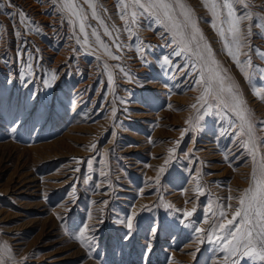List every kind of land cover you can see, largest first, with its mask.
Instances as JSON below:
<instances>
[{
  "label": "rangeland",
  "instance_id": "obj_1",
  "mask_svg": "<svg viewBox=\"0 0 264 264\" xmlns=\"http://www.w3.org/2000/svg\"><path fill=\"white\" fill-rule=\"evenodd\" d=\"M64 2L11 0L10 7L0 0V264H264L258 229L250 247L230 256L240 233L225 240L226 231L213 232L253 187L254 168L260 178L264 28L245 37L249 23L264 24V0L236 5L252 14L241 24V41L255 50L241 49L243 71L202 0H183L193 10L200 47L210 45L213 67L234 88L233 107L242 105L254 126L255 158L252 145H242L233 110L211 97L199 111L192 107L201 95L188 71L192 60L174 55L171 34L162 36L147 13L131 0H92L101 27L89 5L76 0L86 23L120 57L114 60L94 38L77 44L79 16L70 20ZM21 10L28 20L21 21ZM130 214L134 228L126 240ZM87 237L95 238L85 247Z\"/></svg>",
  "mask_w": 264,
  "mask_h": 264
},
{
  "label": "snow or ice",
  "instance_id": "obj_2",
  "mask_svg": "<svg viewBox=\"0 0 264 264\" xmlns=\"http://www.w3.org/2000/svg\"><path fill=\"white\" fill-rule=\"evenodd\" d=\"M51 2L56 4L57 0H51ZM118 2L122 3V0H118ZM202 2L213 17V20L211 21L212 26L216 28V22H220L218 34L224 41L227 55L238 67L241 68V71H243V62L239 59L241 49L248 48L249 51L255 50L251 48L249 43L241 41V24L245 20L250 21L252 19V14L240 10L236 5H241L244 9H246L248 5L245 3V0H202ZM83 3L89 5V8L92 10V18L96 19L101 27H104V21L97 15L92 0H83ZM2 6L3 5H0V7ZM9 6L15 7L11 4V0H9ZM131 6L133 8L142 9L150 18L154 19L155 23L163 29V32L161 33L162 36L166 37V34H171V39L168 40L167 43L169 45H175L173 53L176 57L188 53L189 58L192 60L188 71L192 73L195 85L201 87V95L197 98V103L193 104L192 107L199 111L197 105L207 103L206 98L211 97L215 101H219L221 107L233 110L234 114L240 121V124L237 126V131L240 133L242 145L247 146L251 144L252 147L249 151L255 158L256 145L254 143V126L251 120L242 114L244 112L242 105L239 110H236L233 107V104L238 100V97L234 93L233 86L230 83L226 84L225 76L219 73L218 66L215 68L213 67V65L216 64V61L213 58L214 54L210 45H205L203 48L200 47V40L202 37L198 35L196 23L192 20L191 12L193 10H191L183 0H131ZM63 8L69 13L70 20L71 17L79 16V21L77 23L80 35H75L74 33L77 44L87 45L89 44L90 38H94L95 45L103 47L108 56L114 60L120 59L119 56L109 50V45L105 44L100 39L96 28L86 23L87 15L84 13L82 5L77 4L76 0H66V2L63 3ZM126 11L127 8L121 12V19H124V12ZM9 16H14V14L9 13ZM132 16L133 21H135L136 13L133 12ZM20 19L22 22L28 20L22 10L20 13ZM254 27L264 28V24H261L259 21L255 24L249 23L246 29L245 40L254 35L252 31ZM88 29H91V32H89ZM104 31L106 35H111V32L106 27ZM128 31L130 32L131 30L128 29ZM17 34L19 33L17 32ZM112 39L115 47L122 50L123 46L119 43V37L113 36ZM233 45H235V51H233ZM244 55H249V53L245 52ZM261 55H264V53ZM169 59L170 58L166 57L164 63L168 64ZM97 60H99V57H97ZM247 63L251 66V60L247 61ZM103 66L107 68V65ZM120 71H124V69L120 67ZM43 83L46 86L48 85L47 80H44ZM230 100L232 103L229 102ZM169 107L171 106L169 105ZM113 115H115V109H113ZM200 118L201 116L197 115L195 121H199ZM20 126L21 125H19L18 122H15L12 130L17 131ZM260 169L259 180L257 178V170L255 168L253 169V187L241 194L239 199L240 207L234 210L232 219L228 220L227 224L214 222L213 232H215V229H219L221 232L226 231L227 237L224 238L225 240H227L228 237H234L237 232L240 233V236L235 238V243L230 246V251L228 253L229 256L232 253L237 252L241 247H250L255 238L253 234L254 230L258 229L256 234L260 236L261 258L264 259V155L261 157ZM160 171L162 172L164 169H160ZM193 175H198V171L194 172ZM158 182L159 181L157 180V183ZM200 190L201 186L197 184V191ZM221 207L223 208L225 206L222 205ZM194 211L195 208L193 209V212ZM193 212H185L183 213V216L191 217ZM219 216L222 219L224 217V212L221 211ZM253 217L256 219H253ZM59 218L61 220L64 219L63 217ZM237 218H239V220H237ZM131 219L132 216L130 214L124 221L127 226V232L129 233L125 238L126 240L131 239V234L133 233L134 225L132 224ZM234 221L237 223H243L244 227H228L233 225ZM204 222H207V220ZM100 223H103V220H101ZM184 226L188 227L189 225L185 224ZM156 230L158 231V227ZM196 230L199 231L198 228ZM152 234H155V232ZM94 238L95 237H87V243H85V241H81V243L87 247ZM76 239L79 240L80 236L77 235ZM151 250L150 244L145 246L144 252L146 257L150 256ZM225 258L227 259L228 257L226 256ZM232 264H236V261L233 260Z\"/></svg>",
  "mask_w": 264,
  "mask_h": 264
},
{
  "label": "bare ground",
  "instance_id": "obj_3",
  "mask_svg": "<svg viewBox=\"0 0 264 264\" xmlns=\"http://www.w3.org/2000/svg\"><path fill=\"white\" fill-rule=\"evenodd\" d=\"M3 21V20H2ZM48 22V21H47ZM14 50V49H13ZM44 58V57H43ZM186 257V256H185Z\"/></svg>",
  "mask_w": 264,
  "mask_h": 264
}]
</instances>
